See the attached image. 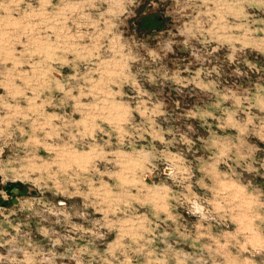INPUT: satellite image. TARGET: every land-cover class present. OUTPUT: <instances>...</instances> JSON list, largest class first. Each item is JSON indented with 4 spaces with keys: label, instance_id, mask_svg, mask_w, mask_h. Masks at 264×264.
<instances>
[{
    "label": "rangeland",
    "instance_id": "obj_1",
    "mask_svg": "<svg viewBox=\"0 0 264 264\" xmlns=\"http://www.w3.org/2000/svg\"><path fill=\"white\" fill-rule=\"evenodd\" d=\"M0 180V264H264V0H0Z\"/></svg>",
    "mask_w": 264,
    "mask_h": 264
},
{
    "label": "flooded vegetation",
    "instance_id": "obj_2",
    "mask_svg": "<svg viewBox=\"0 0 264 264\" xmlns=\"http://www.w3.org/2000/svg\"><path fill=\"white\" fill-rule=\"evenodd\" d=\"M160 18V22L162 23V25H163V23H164V20L161 18V17H159ZM160 27H157L156 29H159Z\"/></svg>",
    "mask_w": 264,
    "mask_h": 264
},
{
    "label": "crops",
    "instance_id": "obj_3",
    "mask_svg": "<svg viewBox=\"0 0 264 264\" xmlns=\"http://www.w3.org/2000/svg\"><path fill=\"white\" fill-rule=\"evenodd\" d=\"M2 182H3V181H2V180H0V185L2 184ZM0 200H1V199H0Z\"/></svg>",
    "mask_w": 264,
    "mask_h": 264
}]
</instances>
